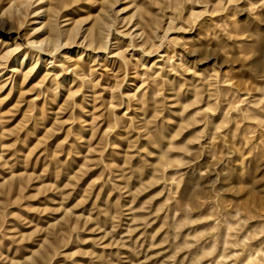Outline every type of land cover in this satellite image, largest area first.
I'll return each instance as SVG.
<instances>
[{"label":"rangeland","instance_id":"rangeland-1","mask_svg":"<svg viewBox=\"0 0 264 264\" xmlns=\"http://www.w3.org/2000/svg\"><path fill=\"white\" fill-rule=\"evenodd\" d=\"M0 59V264H264V0H0Z\"/></svg>","mask_w":264,"mask_h":264},{"label":"bare ground","instance_id":"bare-ground-1","mask_svg":"<svg viewBox=\"0 0 264 264\" xmlns=\"http://www.w3.org/2000/svg\"><path fill=\"white\" fill-rule=\"evenodd\" d=\"M19 31H20V30L17 29V30L14 32V35L16 36L14 39L17 38V35L19 34ZM33 36H35V35H33ZM18 39H19V42H18V43H17V42L14 43V44H15V45H14V48L8 50V53H7V54H8V55H7V58H8V59H10V58H12V59H13V58H14V59L17 58V55L19 54V53H18V50L20 51V49H19L20 47L23 48V49H22L23 51H24V50L26 51V50H28V49H29V50L36 49V52H38V51L40 52V51H41V50H38V51H37L38 48H35L36 46H35L33 43L30 44L31 41H30V42H29V41H25V42H24V39H21V37L18 38ZM32 44H33L34 46H32ZM37 46H38V45H37ZM38 47H40V46H38ZM40 48H41V47H40ZM34 52H35V50H34ZM21 53H22V52H21ZM41 53H42V52H41ZM38 55H40V54L38 53ZM47 55H48V54H47ZM49 55H50V54H49ZM52 55H53V54H51L50 56H48L49 59L52 58ZM5 56H6V55H5ZM2 57H3V56H2ZM4 59H5V57H4ZM52 59H53V58H52ZM0 60H1V59H0ZM2 61L4 62V60H2ZM11 61H12V60H11ZM5 62H6V61H5ZM1 63H2V62H1ZM4 65H5V64H4Z\"/></svg>","mask_w":264,"mask_h":264}]
</instances>
